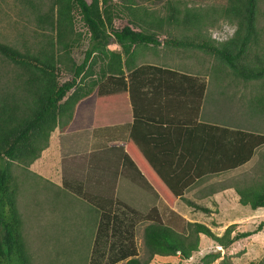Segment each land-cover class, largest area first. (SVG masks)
<instances>
[{
	"label": "trees",
	"instance_id": "1",
	"mask_svg": "<svg viewBox=\"0 0 264 264\" xmlns=\"http://www.w3.org/2000/svg\"><path fill=\"white\" fill-rule=\"evenodd\" d=\"M44 1L18 0L35 22L29 46L0 41V264H30L17 209L14 179L18 175L12 165L28 171L55 127L66 131L90 127L94 110L103 104L127 99L132 122L123 159L170 205L196 180L235 169L264 146V133L197 121L207 86L204 76L138 60L160 43L197 49L212 57L214 64L229 69L232 76L262 82L264 51L256 26L264 19V0H225L218 8L180 7L168 0L163 12L139 0ZM213 13L237 26L235 34L223 42L202 33L212 24ZM76 17L87 35L80 62L71 57L80 41L74 29ZM116 17L126 23L113 27ZM250 50L258 51L254 59L248 58ZM64 73L69 77L61 80ZM253 99L257 112L264 113V95ZM145 104L148 114L142 109ZM164 107L173 117L155 115ZM261 157L254 176L233 185L238 204L249 209L264 207V154ZM62 186L95 206L97 222L87 264L122 260L146 264L153 256L177 253L189 258L197 249L199 234L222 249L249 234L230 235V224L217 236L197 221L186 222L178 232L152 206L140 216L147 221L141 228L146 256L140 259L133 237L136 210L118 200H94L74 181L63 180ZM194 207L209 211L205 206ZM217 264L231 263L223 258ZM246 264H264V260Z\"/></svg>",
	"mask_w": 264,
	"mask_h": 264
},
{
	"label": "rangeland",
	"instance_id": "2",
	"mask_svg": "<svg viewBox=\"0 0 264 264\" xmlns=\"http://www.w3.org/2000/svg\"><path fill=\"white\" fill-rule=\"evenodd\" d=\"M139 1L148 8L163 12L165 2L168 0ZM171 1L180 7L185 5L204 8H218L225 3V0ZM216 16V13L210 15L209 21L212 24L202 33L214 40L225 41L230 30V27L225 29V24L229 26L232 24ZM125 23L123 17H116L112 21L115 28ZM256 27H259L257 31L259 42L264 51L263 18H260ZM34 29L35 22L18 0H0V41L19 48L29 46L33 41L31 31ZM74 29L80 33V41L72 48L71 57L75 62H80L87 46V35L78 17L75 19ZM211 29L218 30L215 38ZM175 33L179 36V33ZM159 38L161 40V35ZM111 47L118 49L115 45ZM149 48L152 49L144 52V57L140 61L205 77L207 86L202 99L201 120L205 118L224 126L264 133V113L257 112L253 99L254 96L264 95V80L258 83L240 80L232 76L229 69L214 64L212 57L197 49H176L161 43ZM254 52L255 50H250L247 53L248 58L254 59L253 55L258 51ZM7 69L9 70L8 66L4 65L3 70L7 72ZM67 77L69 74L64 73L61 80ZM55 132L60 130L56 128L53 134ZM262 154H264V146L255 151L251 159L239 168L200 181L193 190L187 191L183 198L179 199L180 201H176L174 209L172 205L162 201H159L158 205L154 204L156 198L153 197L152 192L137 179L126 181L129 190L126 191L127 195L125 194L127 202L137 211V223L133 234L138 258L144 259L146 256L141 228L147 221L140 216L143 217L150 207L156 205L161 220L178 232L183 231L186 222L197 221L206 224L211 233L217 236L230 224H233L230 235L243 231L249 234L234 240L225 249L211 238L199 234L197 249L189 258H182L178 253L160 255L153 256L146 264H204L205 262V264H217L223 258H228L231 264L264 260V208L257 212L247 206H241L233 189L234 183L254 176L257 165L263 161ZM117 163V161L110 163L109 169L115 170L118 179L124 180ZM12 170L18 175L14 179L18 184L17 209L22 219V235L29 252L30 264H87L96 218L93 217L88 202L73 195L60 184L62 177L73 178L81 181L87 191L102 190L93 182L94 175H90L93 171L90 169L87 173L84 159L73 157L59 160L54 156L49 166L36 162L23 173L13 164ZM116 173L110 172L107 186L104 185L102 193H108L110 196L124 194L125 187H118L117 190L114 188ZM131 195L136 196L132 198ZM188 203L205 206L209 211L203 212ZM259 225L260 228L257 230ZM114 264H124V260Z\"/></svg>",
	"mask_w": 264,
	"mask_h": 264
},
{
	"label": "crops",
	"instance_id": "3",
	"mask_svg": "<svg viewBox=\"0 0 264 264\" xmlns=\"http://www.w3.org/2000/svg\"><path fill=\"white\" fill-rule=\"evenodd\" d=\"M181 72L190 73L187 71H181ZM202 103H201V106H202ZM201 106L199 109L197 121L204 122V123L219 124V123H215L214 121L210 122L205 118L201 120L200 118ZM142 109L145 110L147 114H148V111H150L148 104H145L142 107ZM167 111L168 109L164 107V109L159 110V112H157L155 115L162 116V117H168V116L173 117L172 115L168 114ZM179 116L181 117L182 115H179ZM131 122H132L131 108H130V105L127 99L124 98L123 100L110 104V105L103 104L101 107L94 110L93 119H92V123L90 127L74 129L70 131L60 130L58 127H55L49 135L48 145L43 150H41L39 157H37L31 164L39 162L43 166L45 165L49 166L50 161L52 160V158H54V156H56L59 160L63 158H73V157L82 158L85 161V164L87 167V173L90 172V169L91 171H93V173L90 175L91 176L94 175L93 182H95L96 187L98 186V188L104 190V185L107 186L106 183L108 181L110 172L116 173L115 170L109 169V165L110 163L117 161L119 169L123 174L122 177H124V180L118 179V174L116 173L117 179L115 181L114 188L117 190L118 187H125V189L123 188L125 190L124 194L122 193L121 196H118V195L110 196L108 193H105V192L102 193V190L101 191H96V190L87 191L85 190L84 188L85 186L83 185L81 181L73 179V178H65V177L63 178L62 177L60 179V184L62 185L63 180L74 181L78 184H81L85 193L91 196V198L94 200L96 198H98L97 200H107V202L110 199L118 200L119 203L123 204V206L125 205V206H128L129 208L134 209L133 205H130L127 202V197H126L127 192L126 191H129V190H128V186H126V183H127L126 181L128 180L133 181V179H137V181H139L141 184H144L146 188L152 192L153 197L156 198L154 199L156 201L154 204L157 203L158 205L159 201H162L166 203L167 205H169L166 201L162 199L160 195H156L155 194L156 192L153 189V187H151V185L144 178L140 176V173H138V171L133 166H131L128 162H126L123 159V154L126 151V140H127V137L130 131ZM220 125H223V124H220ZM56 128L59 129L60 132H55V134H53ZM43 157H45L44 160H42ZM237 168H239V166ZM235 169H232V170H235ZM232 170H229V171H232ZM229 171H226V173ZM226 173H223V174H226ZM220 174L205 175L202 178L196 180L192 186L187 187L184 190V192L180 195V197H176L173 199V202L171 203L172 208L173 209L175 208L176 201H180L179 199L183 198L184 194H186L187 191L190 192L191 190H193L194 186L198 184L200 181L208 177L218 176ZM104 178H105V181H104ZM72 194L79 197L81 200H84L80 195H76L74 193ZM132 196H136V195H131V197ZM188 204L197 205L195 203H192V204L188 203ZM90 206H91L90 211L92 212L93 217H94L96 216L94 209H93L95 207L94 203L90 204ZM155 207L157 206L155 205ZM263 208L264 207H260L256 210L255 209H251V210H255L258 212V210L263 209ZM134 219L136 218L134 217ZM96 220L97 219H95V224L97 222ZM135 224L133 226V233H134ZM133 237H134V234H133Z\"/></svg>",
	"mask_w": 264,
	"mask_h": 264
},
{
	"label": "clouds",
	"instance_id": "4",
	"mask_svg": "<svg viewBox=\"0 0 264 264\" xmlns=\"http://www.w3.org/2000/svg\"><path fill=\"white\" fill-rule=\"evenodd\" d=\"M230 27V30L228 31V35L225 37V39H227L228 37L230 36H233L235 34V31H236V25H227L225 24V29H228ZM212 33H213V38H215V35L217 34L218 30L217 29H211L210 30ZM223 42V41H221Z\"/></svg>",
	"mask_w": 264,
	"mask_h": 264
}]
</instances>
